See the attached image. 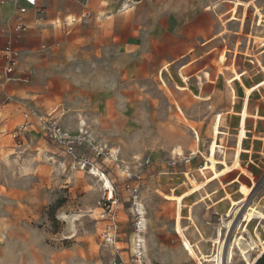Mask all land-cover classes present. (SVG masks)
<instances>
[{
  "label": "rangeland",
  "instance_id": "374dc122",
  "mask_svg": "<svg viewBox=\"0 0 264 264\" xmlns=\"http://www.w3.org/2000/svg\"><path fill=\"white\" fill-rule=\"evenodd\" d=\"M233 3L229 19L243 21L245 29L224 35L212 49L199 45L197 52L203 57L188 72L181 70L194 57L176 60L171 69L165 62L161 71L146 76L145 85L154 102L145 104L154 114L152 123L145 122L143 129L146 137L150 134L156 139L131 158L123 156L120 149L119 157L124 160L121 166L91 156V162L84 167L83 157L88 155L82 150L72 157L56 150L41 135L33 134L30 142L15 136L17 128L0 127V264H29L25 259L17 260L9 244L27 249V244L33 243L39 253L46 252L50 259L54 249L69 247L77 232L89 227V221L97 225L96 218L102 212L98 205L102 184L90 174L89 166L106 175L110 173V178L117 180L120 194L130 191L125 183L140 181L135 194L140 212L146 216L145 225L148 213L162 215L166 216V228L173 232L170 241L174 239L171 242L174 250L167 254L183 259V250L199 264H218V247L225 238L227 257L230 255L225 264H248L242 249L251 252V259L258 254L257 248L250 249L252 238L264 248V219L249 214L254 208L264 210V119L257 124V119L246 117L258 110L264 115V0H233ZM164 70L169 72L163 73ZM206 71L210 75L201 78L199 74ZM211 85L216 88L210 100L205 95ZM242 122L246 129H255L254 139L245 141L247 152L241 158L242 165L226 176L225 169L236 153ZM108 146L113 152L119 148ZM158 148L163 151L159 163L164 170L151 171L156 166L151 152ZM197 148L208 152L211 162L198 154L189 163L180 161L168 168L171 158H182L178 156L179 150L184 151V156ZM148 156L151 162L145 164ZM208 163L211 168H206ZM214 163L222 170L221 174H216ZM125 166H129L133 175L127 181V177H121L127 176L128 171L122 172ZM150 179L157 180V186H146L144 182ZM120 194L122 210L137 214L133 198L126 195L124 200ZM166 198L176 200L178 207ZM239 203H243L242 209L234 215L233 208ZM227 220L232 221L229 229ZM147 231L144 238L150 253ZM161 238L168 239L164 234ZM130 248L131 243L128 250L132 253Z\"/></svg>",
  "mask_w": 264,
  "mask_h": 264
},
{
  "label": "crops",
  "instance_id": "0c3cea01",
  "mask_svg": "<svg viewBox=\"0 0 264 264\" xmlns=\"http://www.w3.org/2000/svg\"><path fill=\"white\" fill-rule=\"evenodd\" d=\"M125 2L38 0L37 7L30 8L26 14L28 30L17 44L20 60L16 70L7 73L0 69V127L18 128L24 122V112L28 108L39 114L55 109L67 133L74 135L81 128L87 129L96 142L118 146L123 150V156L131 158L144 151L147 144H153L155 138L150 134L146 137L143 129L145 122L146 125L152 123L154 114L145 104L154 102L145 85L146 76L155 70L161 71L165 62L171 69L176 60L194 57L181 70L188 72L203 57L197 52L199 45L212 49L224 35L245 29L243 21L229 19L233 0H136L132 4L127 0L130 6L124 9ZM19 5L27 4L25 0H0V30L12 21ZM165 71L168 70L163 73ZM207 72L199 76L205 78L210 75ZM185 76L189 78V75ZM205 84L208 83L203 82ZM214 88L211 85L205 95L210 96V100ZM31 121L34 123L31 135L40 137V131H36V118ZM162 154L160 148L152 150L151 157L156 166L154 164L151 171L164 170L159 163ZM238 168H229L226 176ZM144 183L157 186V180ZM131 184L140 185V181L134 179ZM131 194V191H123L120 196L126 200L125 196ZM168 201L178 207L176 200ZM121 204L120 200L116 212L119 250L103 242L102 230L111 218L101 220L97 225L89 221V227L78 231L69 247L54 249L50 259L46 252L39 253L40 249L33 243L27 244V249L9 245L13 246L17 260L22 258L29 264H49L51 261L54 264H111L115 256L128 260L132 254L128 245L131 243L130 250L133 249L139 217L129 210H122ZM144 217L142 213L145 261L195 264L194 258L189 259L183 250L184 260L166 253L174 250L171 243L174 239L170 241L173 232L166 228V216L148 213L147 227ZM176 218L177 215L175 228ZM146 229L150 253L144 238ZM162 234L168 239L161 238ZM260 249L252 259L256 260L254 264L264 255ZM197 251L201 252L200 248L197 247ZM260 264H264V259Z\"/></svg>",
  "mask_w": 264,
  "mask_h": 264
},
{
  "label": "built area",
  "instance_id": "2783aa9c",
  "mask_svg": "<svg viewBox=\"0 0 264 264\" xmlns=\"http://www.w3.org/2000/svg\"><path fill=\"white\" fill-rule=\"evenodd\" d=\"M4 1V0H3ZM26 6L19 5L16 14L12 21L7 23L0 30V69H3L7 73H12L16 70L19 60H20V52L17 49V44H19L27 30L28 23L26 20V14L30 8H36L38 5V0H25ZM74 21V19L72 20ZM69 24V22H67ZM57 111L54 109L47 114H39L37 111L32 108H28L24 112L25 120L20 126L17 128V133L15 136H20L21 139L29 140L33 142V138L31 135V128L34 123L31 121L32 118H36L37 123L36 127L40 131L41 135L49 142L53 143L59 152L62 154H66L69 156H77L79 151H83L85 155L88 157L84 158L85 166L87 167V163L91 156L105 158L106 161L116 163L119 167L124 162L119 157L120 149L118 148L116 151H112L111 147L108 144H100L93 140L91 134L87 129L81 128L77 134H69L62 128L59 120V116L56 113ZM197 134V133H196ZM198 135V134H197ZM14 136V137H15ZM182 158H171L168 162V165L175 166L178 162L182 161L184 163H189L191 161L190 155H178ZM151 162L150 157H146L144 163L149 164ZM81 163V161H79ZM82 169V168H81ZM86 169V168H85ZM89 171H92V166L88 167ZM129 166H125L122 172L125 174L127 171V177L125 180L131 179L133 175L129 172ZM123 174V175H124ZM109 178V184L103 183L101 189V198L98 201L99 207L102 209V212L99 213V218L97 219V224L101 220H107L111 218V222L107 224L102 230V238L103 242L106 246H112L119 250V247L116 245L117 240V219L116 212L119 209L120 199L118 193L117 180L110 178V173H107ZM135 176V175H134ZM125 187L132 191L131 197L133 198V202L136 205V210L138 215V221L136 223V236L133 244V252L128 260H124L121 257L115 256L111 264H171L165 262H152L149 263L145 261L146 250L144 245V239L142 237V228H141V215L140 209L138 207V203L136 199L138 195L135 194L138 192L140 187L139 184L132 185L131 183H125ZM259 247L263 248V245L260 244L256 248L259 250ZM195 261V264H199L198 260ZM182 264H192L191 262H185ZM222 263V258L220 261Z\"/></svg>",
  "mask_w": 264,
  "mask_h": 264
},
{
  "label": "bare ground",
  "instance_id": "6f19581e",
  "mask_svg": "<svg viewBox=\"0 0 264 264\" xmlns=\"http://www.w3.org/2000/svg\"><path fill=\"white\" fill-rule=\"evenodd\" d=\"M130 1H132L131 4L136 2V0H130ZM123 5H124L123 6L124 9H126V8H128L130 6V3L129 2H125ZM246 117L247 118L248 117H252L254 119H257V124H258V120L259 119H264V115L261 113L260 110H258L257 113L252 114V115L246 114ZM83 123H85V122H83ZM244 123L245 122H242V124H241L242 130L240 129L241 132H240V135H239L238 146L236 148H234V150L236 151V153L233 156L234 158H233L232 164L230 165L231 167L230 166L227 167L225 169V171H228L229 168L230 169L231 168H238V167H240L242 165L241 164V158L243 156V152H245V141L248 140V139H254L253 138V135H254L255 129L254 130L246 129V126L244 125ZM248 132H250L251 134H249ZM197 138H198V141H200L198 135H197ZM221 151L223 153H225V151L223 149H221ZM179 154L180 155H183L184 154V151L183 150H179ZM198 154H202V156L205 158L206 161L211 162V158L209 157L208 152H205V151L201 150V148H197V149L193 150L192 153L190 154V157L191 158L192 157H195ZM51 159H55V158L51 157ZM122 162H124V161L122 160ZM84 167H86L85 164H84ZM212 167L215 170L216 174H221L222 170L218 166H216L215 163H214V166H212ZM81 168L84 169L83 166ZM206 168H211V166L209 165V163H208V165H207ZM90 174H92L94 177L98 178V181L101 182L102 185H103V183L109 184V178H108V176L106 174H104L103 172H101L99 169L93 168L92 171L90 172ZM242 206H243V203H239V204H237L233 208L234 215H236L237 213H239L241 211ZM249 214L253 218L264 219V210H262V209H259V208H256L255 209L254 208V209H252V211H250ZM225 223H226V227L229 229L231 227L232 221L227 220ZM176 225H177V222H176ZM250 238H252V237H250ZM242 244H243V241H242ZM257 246H259L258 242L254 238H252V242L250 243V249H254ZM226 250H227V242H226V239L223 238L220 241V244H219V247H218V254H217L218 264H220L221 258H222V263L223 264H225V262L229 259L230 255L228 254V257H227ZM242 250H243V252L245 254V257H246L247 261L249 262V264H254L256 262V260H252L251 259V252L247 248H243ZM260 251L262 253L264 251V248L263 249H260ZM203 264H210V263L203 262ZM211 264H214V263H211Z\"/></svg>",
  "mask_w": 264,
  "mask_h": 264
},
{
  "label": "trees",
  "instance_id": "16d2710c",
  "mask_svg": "<svg viewBox=\"0 0 264 264\" xmlns=\"http://www.w3.org/2000/svg\"><path fill=\"white\" fill-rule=\"evenodd\" d=\"M264 259V255L258 260L256 264H260V262Z\"/></svg>",
  "mask_w": 264,
  "mask_h": 264
}]
</instances>
